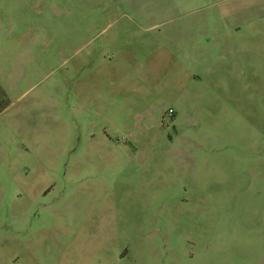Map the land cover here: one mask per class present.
Returning a JSON list of instances; mask_svg holds the SVG:
<instances>
[{"label": "rangeland", "instance_id": "rangeland-1", "mask_svg": "<svg viewBox=\"0 0 264 264\" xmlns=\"http://www.w3.org/2000/svg\"><path fill=\"white\" fill-rule=\"evenodd\" d=\"M0 87V264H264V0H0Z\"/></svg>", "mask_w": 264, "mask_h": 264}, {"label": "trees", "instance_id": "trees-1", "mask_svg": "<svg viewBox=\"0 0 264 264\" xmlns=\"http://www.w3.org/2000/svg\"><path fill=\"white\" fill-rule=\"evenodd\" d=\"M10 106V100L5 91L0 87V114Z\"/></svg>", "mask_w": 264, "mask_h": 264}, {"label": "built area", "instance_id": "built-area-1", "mask_svg": "<svg viewBox=\"0 0 264 264\" xmlns=\"http://www.w3.org/2000/svg\"><path fill=\"white\" fill-rule=\"evenodd\" d=\"M170 113L172 114L173 112L171 111Z\"/></svg>", "mask_w": 264, "mask_h": 264}, {"label": "crops", "instance_id": "crops-1", "mask_svg": "<svg viewBox=\"0 0 264 264\" xmlns=\"http://www.w3.org/2000/svg\"><path fill=\"white\" fill-rule=\"evenodd\" d=\"M187 42V41H186ZM174 113V112H173Z\"/></svg>", "mask_w": 264, "mask_h": 264}]
</instances>
